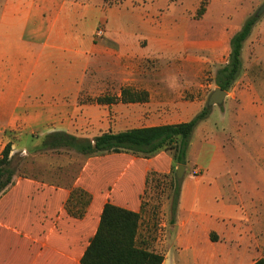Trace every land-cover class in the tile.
Listing matches in <instances>:
<instances>
[{"label": "crops", "instance_id": "0c3cea01", "mask_svg": "<svg viewBox=\"0 0 264 264\" xmlns=\"http://www.w3.org/2000/svg\"><path fill=\"white\" fill-rule=\"evenodd\" d=\"M208 1L205 13L198 17V5L182 28L168 23L169 0H2L0 133L6 138L0 157L8 143L11 158L16 150L41 147L34 134L110 132L109 109L117 133L170 125L152 119L166 116L168 86L187 88L200 75L197 61L178 56L197 52L203 36L215 59L229 60L231 39L253 3L240 23L230 19L213 28L207 24L213 5ZM258 68L255 87L237 82L227 92L220 132L207 122L196 127L185 167L193 179L182 177L170 219L164 208L157 215L141 209L130 179L106 194L100 186L67 190L48 183L46 190L35 189V263L80 264L106 203L141 214L137 245L162 255V264L264 260V63ZM173 73L179 79L168 82ZM152 76L164 82L151 84ZM180 104L178 113L187 118L178 124L203 110L196 102ZM20 138L30 139L21 145ZM45 250L47 261L40 257Z\"/></svg>", "mask_w": 264, "mask_h": 264}, {"label": "rangeland", "instance_id": "374dc122", "mask_svg": "<svg viewBox=\"0 0 264 264\" xmlns=\"http://www.w3.org/2000/svg\"><path fill=\"white\" fill-rule=\"evenodd\" d=\"M212 1L213 5L207 24L212 25L213 28L223 27L232 21L233 23H240L243 15L251 7L250 0ZM252 1L249 17L255 15L264 5V0ZM1 2L2 0H0ZM208 7V0H169L164 9L169 18V25L178 24L185 28L186 24L187 26L190 24L187 23L190 14H193L197 8V14L201 13V10H204L205 13ZM135 27L139 26L136 25ZM263 32L264 14L259 18L252 36L244 45L242 70L232 89L237 82H240V85L249 83L255 87L256 76L259 73L258 64L264 63V44L261 43ZM207 40L208 38L201 36V46L197 52H184L178 56L181 60L194 59L197 61L200 65V75L198 80L194 79L193 85H189L187 88L168 86L172 100L168 101L165 107L167 109V113H164L166 116L152 117L158 121L157 123L175 125L183 122L187 117L179 115L181 112H178L184 108L180 103L196 102L203 109L207 107L211 94L218 88L216 82L218 71L228 63V59L227 61H219L213 57V53L207 47ZM153 71L156 72V70ZM176 79H179V76L174 73L166 77L168 82ZM149 82L151 84L163 83L164 80L152 76L149 78ZM153 103L159 102L154 101ZM210 109L214 110L213 115L209 120L203 122H207L208 126L211 127L216 125L218 132H220L221 118L219 112L222 107L216 105ZM136 112H139V107H137ZM157 112L153 109L152 115ZM112 118L113 112L109 109L110 125L108 131L110 132L82 131L75 135L59 132L34 134L33 137L41 140V147L33 150L15 151L9 167L13 181L0 195V264H37L35 263V189L46 190L48 187L45 184L49 185L48 183L67 190H82L83 186L90 188L100 186L102 193L106 194L108 188L111 189L119 184L123 185L122 180L130 179L134 184V193H131V196L139 199L138 204L141 203V209L150 210L155 215L164 208L168 211L167 217L171 218V210L177 203L176 193L180 188L181 181H183V178L179 179L177 176L180 165L173 157L174 151H161L151 157L145 155L149 148H137L133 151L119 150V153L110 151L90 157L86 155L85 151H87L88 145L93 144L97 137L117 133L114 130ZM135 125L140 127L141 121L137 120ZM252 126L254 129L256 128L254 118L252 119ZM197 134H199V129H195L194 136L191 138L192 141ZM5 138L6 134L0 133V146L5 144ZM196 138L200 139L201 135ZM29 139L20 138L18 141H21L22 145L27 144ZM240 162H234V165L238 167ZM188 163L186 159V164L183 166L186 167ZM192 173V169H184L185 180H192ZM119 181L122 182L119 183ZM107 200L110 201L111 199ZM105 201L103 199L101 203L105 204ZM143 227L142 224V231ZM18 238H21L22 244L16 246L14 240ZM46 254L47 250L40 253V257L47 261Z\"/></svg>", "mask_w": 264, "mask_h": 264}, {"label": "trees", "instance_id": "16d2710c", "mask_svg": "<svg viewBox=\"0 0 264 264\" xmlns=\"http://www.w3.org/2000/svg\"><path fill=\"white\" fill-rule=\"evenodd\" d=\"M204 10L198 14L200 18ZM259 18L255 15L245 20L241 29L232 37L227 65L217 74V87L229 92L242 70V50ZM99 103L104 100L99 99ZM211 109L205 107L191 121L157 127L135 129L116 134H104L89 144L86 155L95 156L119 150L149 148L147 157L161 151H174L173 157L179 165H185L187 152L196 127L209 117ZM47 146V144H45ZM12 144L8 143L0 157V195L11 185L13 175L10 171ZM180 189V188H179ZM177 197L179 190L176 193ZM175 204L174 209L176 208ZM141 214L106 203L94 237L90 240L80 264H162L164 257L137 245ZM254 264H264L259 260Z\"/></svg>", "mask_w": 264, "mask_h": 264}, {"label": "water", "instance_id": "95a60500", "mask_svg": "<svg viewBox=\"0 0 264 264\" xmlns=\"http://www.w3.org/2000/svg\"><path fill=\"white\" fill-rule=\"evenodd\" d=\"M264 14V5L255 14L256 17L260 18ZM228 93L220 88H217L210 96L207 107L212 108L213 106H222ZM185 166L180 165L177 171V176L179 179L183 177Z\"/></svg>", "mask_w": 264, "mask_h": 264}, {"label": "built area", "instance_id": "2783aa9c", "mask_svg": "<svg viewBox=\"0 0 264 264\" xmlns=\"http://www.w3.org/2000/svg\"><path fill=\"white\" fill-rule=\"evenodd\" d=\"M103 34H104V30L101 28V29L97 30L96 37L101 38L103 36Z\"/></svg>", "mask_w": 264, "mask_h": 264}]
</instances>
